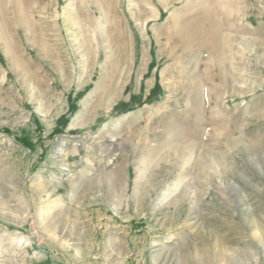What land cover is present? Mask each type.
Returning a JSON list of instances; mask_svg holds the SVG:
<instances>
[{
    "label": "rangeland",
    "instance_id": "1",
    "mask_svg": "<svg viewBox=\"0 0 264 264\" xmlns=\"http://www.w3.org/2000/svg\"><path fill=\"white\" fill-rule=\"evenodd\" d=\"M149 1L0 0V264H264V0Z\"/></svg>",
    "mask_w": 264,
    "mask_h": 264
},
{
    "label": "bare ground",
    "instance_id": "2",
    "mask_svg": "<svg viewBox=\"0 0 264 264\" xmlns=\"http://www.w3.org/2000/svg\"><path fill=\"white\" fill-rule=\"evenodd\" d=\"M80 1L81 2L79 3V5L80 7L82 6L80 11L83 10L82 11L83 14H84V10L87 12H86V16L82 15V13H78V15L76 14V16H74L76 20V24H81L80 20L82 19H86V21L88 22L91 21L95 23L97 28H99V26L101 27L102 24L104 25V23L105 24L109 23L111 25L110 32L112 36L125 38L123 29L120 26L121 24V18H120L121 16L119 15L120 13L119 14L113 13V7L115 6L113 4L116 3L115 0H102L99 2L97 0H80ZM140 2L142 4L136 6L134 4H129L128 7V12L130 14V17L133 20H141V23L136 24L137 29L139 31L148 25L147 22L149 20H153L157 18L159 14V12L156 13L151 6L146 7V5H150L149 0H140ZM156 3L157 5L161 6L164 9L167 8L168 3H166V0H156ZM80 16L82 18L79 20ZM168 19H169L168 25L163 29L161 34L164 35L165 39H167V41L170 44L182 43L184 46L190 47L192 45L191 43L194 38L196 39L204 38L206 39L205 46H208L209 39L212 41L214 38L218 36L217 35L218 33H216L213 29V27L216 25V16L214 15V11L212 10L205 9L187 18L184 17L175 18L173 16H169ZM128 53H129V43L127 42L126 39H124L123 43L119 44V46L116 48V57H115V59L117 60L116 62L119 63L120 61H122L124 55Z\"/></svg>",
    "mask_w": 264,
    "mask_h": 264
}]
</instances>
